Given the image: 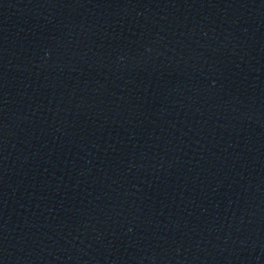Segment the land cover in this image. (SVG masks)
Masks as SVG:
<instances>
[{
  "label": "water",
  "instance_id": "1",
  "mask_svg": "<svg viewBox=\"0 0 264 264\" xmlns=\"http://www.w3.org/2000/svg\"><path fill=\"white\" fill-rule=\"evenodd\" d=\"M0 264H264V0H0Z\"/></svg>",
  "mask_w": 264,
  "mask_h": 264
}]
</instances>
